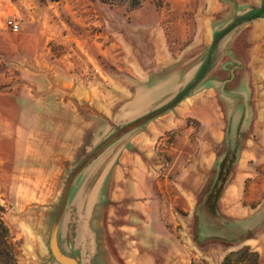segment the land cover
I'll return each instance as SVG.
<instances>
[{
    "label": "crops",
    "instance_id": "0c3cea01",
    "mask_svg": "<svg viewBox=\"0 0 264 264\" xmlns=\"http://www.w3.org/2000/svg\"><path fill=\"white\" fill-rule=\"evenodd\" d=\"M76 1L87 7L89 15L77 19L82 29L88 37L93 29L94 36L100 38L99 29L104 26V18L100 15L104 8L101 0ZM182 1L186 8L196 10H193L194 17L178 18L183 30L174 36L177 45L174 51L171 44L163 42L162 51H155L156 57L150 67L139 66L138 62L124 67L130 73L129 82L121 93L120 103L114 102V109L104 108L102 102L106 79L102 73L105 48L66 46L65 39H80L81 35L74 30L64 34L56 31L55 34L56 24L63 29L62 19L53 18V2L39 1L33 25L20 34L27 45L33 42L31 54H28L29 68L22 70L21 78L29 85L31 75L28 73L49 71L48 84L67 89L62 93L54 89V94L18 98L23 109L17 113L32 123L21 128L20 135L13 132V149L9 156L15 160L3 164V177L8 183L29 184L20 198L32 199L38 204L25 208L22 215L24 223L31 227L21 233L24 254L16 264H60L51 252L50 234L70 175L81 160L115 135L117 127L148 115L157 108L155 104L168 103L195 83L204 88V93L217 96L218 101L227 104L217 118L220 128L212 139L210 150L217 152L227 134L234 138L246 135L248 77H235L231 73L235 68L230 56L247 54L252 39L262 37L253 28L254 24L262 25L264 17L248 21L242 17L260 10L264 0ZM142 23L148 25L150 21L145 17ZM161 23V35L152 33L154 37L165 38L169 21L163 18ZM252 23L254 26L248 29ZM146 32L150 35L148 30ZM56 44L63 45L58 54L53 47ZM130 55L128 49H122L114 56L122 64L135 61ZM174 55L178 57L173 58ZM187 56L198 57L191 61ZM189 61L196 63L191 65ZM206 62L209 66L201 73ZM139 70L150 72L139 81ZM90 71L98 73L95 78L93 76L97 82L93 92L77 87V81L90 79L86 76ZM90 102L98 113L96 116L85 110ZM173 116V113L161 114L119 135L113 141H117L115 146H111L112 142L87 170L85 167L74 178L57 232L58 245L66 256L78 264H155L157 258L162 264H169L170 255L165 247L169 228L163 213L172 214L177 208L195 213L201 200L199 187L191 191L164 189L170 183L169 176H160L163 161L157 151L160 146L168 150L163 137L173 127L185 123L184 117L175 119ZM90 118L96 119L93 125L83 121ZM216 160L217 155L213 161L198 157L192 164L213 167ZM248 163V159L242 157L232 165L245 167ZM123 167L128 168L127 175ZM255 227L250 223L244 225L242 238L250 235ZM257 230L258 238L247 237L244 246L264 258V229Z\"/></svg>",
    "mask_w": 264,
    "mask_h": 264
},
{
    "label": "rangeland",
    "instance_id": "374dc122",
    "mask_svg": "<svg viewBox=\"0 0 264 264\" xmlns=\"http://www.w3.org/2000/svg\"><path fill=\"white\" fill-rule=\"evenodd\" d=\"M100 4L104 7L102 11L100 10V15L104 18V26L99 29L100 38L94 36L95 30L92 29L93 33L88 37L87 32L82 29L77 19L88 18L89 15L87 7L76 0L53 2V18H61L63 24V29L56 24L54 32L64 34L74 30L81 35L80 39H65V45L68 47L105 48L107 54L102 73H105L106 79L102 102L104 108L114 109V102L118 100L120 103L121 93L129 82L130 73L123 68L136 62L139 66L150 67L156 57L155 51L159 53L162 51L163 42L171 44L174 51V47L177 46L174 36L183 30V26H179L178 18L185 20L194 17L193 10L196 9L186 8L182 0L169 2L146 0L141 7L132 11H128L127 6L123 5L112 6L102 2ZM38 5L39 0H0V202L4 207L3 219L9 228L10 241L17 260L24 254L21 233L31 227L24 223L22 215L25 208L38 204L36 202L34 204L32 199L20 198V193L29 189V184L8 183L3 177L5 173L3 164L15 160L9 156L13 149L11 142L13 132L20 135V129L32 123L28 118H23L17 113L18 110L23 109V103L19 102L18 98L25 95L33 98L52 92L54 94V89L61 90L62 93L67 89L65 86L51 87L48 84L49 71L34 72L33 70L28 73L31 75L29 85H25V80L21 78L22 70L29 68L28 54H31L33 42L30 41L27 45L20 38V34L33 25L34 18H37L35 11ZM143 7L144 9L140 10ZM96 10L97 8L94 9V13ZM262 11L263 9H260L258 12ZM145 17L150 21L148 25L142 23ZM163 18L169 21L170 28L166 29L165 38L154 37L152 33L161 35ZM9 20L20 25L17 32L10 28ZM254 25L256 27L253 30L259 31L262 37L252 39L247 54L230 56L235 68L234 70L232 68L231 73L235 77L240 75L248 77L244 137L240 135L234 138L227 134L217 152L210 150L212 139L220 128V125L216 124V121L220 120L217 118L222 115L221 111L227 104L218 101L217 96L204 93V88L196 86L195 83L186 87L183 93L168 103L155 104L157 108L151 111L152 113L169 105L161 114L173 113L175 119L185 118L182 126L173 127L163 137L168 150L160 146L157 151L158 157L163 161L160 176H169L170 183L164 186V189L191 191L195 187L201 188V200L195 213L184 212L178 208L172 214L163 213L162 217L165 219L167 229L169 228V237L165 246L170 255L169 264H264V258H260L250 247L244 246L247 237L257 239V229H264V23ZM254 25L253 23L248 25V29H252ZM147 30L150 35H147ZM53 47L58 54L63 45L56 44ZM120 48L128 49L131 53L130 57L135 61L118 63L116 60L119 58H115L114 55L122 50ZM197 57L187 56L191 61L196 60ZM195 63L196 61L191 65ZM208 66L209 62L204 63L201 73L206 72ZM149 72L139 70L137 72L139 81ZM97 74L96 71H90L86 74L90 79L77 81L79 84L77 87L93 92L97 89V82L94 81ZM85 110L93 116L98 114L93 109L92 102L86 104ZM95 120L90 118L83 121H89L93 125ZM97 120L101 121L100 118ZM123 127L125 126L117 127L115 134ZM186 130L188 133L183 134ZM116 142L111 146H115ZM171 148L174 149L171 151ZM215 153L216 166H193L194 158L213 161ZM242 157L248 159L247 166L232 165ZM90 164L84 170H87ZM127 170V167H123L125 175ZM233 194L236 197H232ZM38 207L41 208V205ZM249 223L256 227L250 235L242 238L241 228ZM155 264H162L160 258L155 260Z\"/></svg>",
    "mask_w": 264,
    "mask_h": 264
},
{
    "label": "water",
    "instance_id": "95a60500",
    "mask_svg": "<svg viewBox=\"0 0 264 264\" xmlns=\"http://www.w3.org/2000/svg\"><path fill=\"white\" fill-rule=\"evenodd\" d=\"M148 119L147 118H141L125 127L122 129L118 130V133L106 140L104 143H102L99 147H97L88 157H86L83 162L77 166V168L72 172L70 175L65 189L63 193L62 200L60 202L59 208L57 210L53 226L51 229V234H50V249L51 252L54 256V258L60 263V264H78L75 259L66 256L60 249L57 241V232L59 228V224L67 203V198L69 194V190L71 187V184L74 180V178L88 165L90 164L94 159H96L119 135L125 134L130 132L131 130L137 128L138 126L142 125L145 123Z\"/></svg>",
    "mask_w": 264,
    "mask_h": 264
},
{
    "label": "trees",
    "instance_id": "16d2710c",
    "mask_svg": "<svg viewBox=\"0 0 264 264\" xmlns=\"http://www.w3.org/2000/svg\"><path fill=\"white\" fill-rule=\"evenodd\" d=\"M40 2H45L46 0H39ZM51 2H60L62 0H50ZM146 0H101L102 3L112 5V6H127L128 11L135 10L143 5ZM262 12H253L244 18V20H252L255 18L264 17V4ZM238 20L237 22H239ZM186 89L183 90V92ZM181 92V93H183ZM169 106V105H168ZM168 106H165L157 111L149 113L148 115L144 116L143 118H147L148 120L152 119L153 117L160 115L163 111L167 109ZM147 120V121H148ZM99 147V146H98ZM4 207L0 202V264H16L17 259L13 249V245L10 241V231L8 226L5 224L3 219Z\"/></svg>",
    "mask_w": 264,
    "mask_h": 264
},
{
    "label": "built area",
    "instance_id": "2783aa9c",
    "mask_svg": "<svg viewBox=\"0 0 264 264\" xmlns=\"http://www.w3.org/2000/svg\"><path fill=\"white\" fill-rule=\"evenodd\" d=\"M8 25L14 32H17L20 29V25L13 20H9ZM203 264H208V263H203Z\"/></svg>",
    "mask_w": 264,
    "mask_h": 264
},
{
    "label": "bare ground",
    "instance_id": "6f19581e",
    "mask_svg": "<svg viewBox=\"0 0 264 264\" xmlns=\"http://www.w3.org/2000/svg\"><path fill=\"white\" fill-rule=\"evenodd\" d=\"M26 227V226H25ZM29 231V230H28ZM29 233H31V232H29ZM42 246V245H41ZM26 259H28V258H26Z\"/></svg>",
    "mask_w": 264,
    "mask_h": 264
}]
</instances>
